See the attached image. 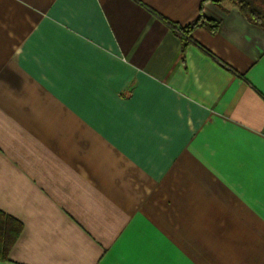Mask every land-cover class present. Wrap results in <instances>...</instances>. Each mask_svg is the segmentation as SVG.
<instances>
[{
  "label": "crops",
  "instance_id": "1",
  "mask_svg": "<svg viewBox=\"0 0 264 264\" xmlns=\"http://www.w3.org/2000/svg\"><path fill=\"white\" fill-rule=\"evenodd\" d=\"M0 212V264H264V30L213 0H0Z\"/></svg>",
  "mask_w": 264,
  "mask_h": 264
},
{
  "label": "trees",
  "instance_id": "2",
  "mask_svg": "<svg viewBox=\"0 0 264 264\" xmlns=\"http://www.w3.org/2000/svg\"><path fill=\"white\" fill-rule=\"evenodd\" d=\"M220 6L224 2L232 3L239 13L250 23L264 30V0H213ZM199 25H206L211 31L215 29V25L205 24L201 20H197L192 25L181 31V39L185 46V36ZM22 230L21 224L6 214L0 212V261H6L8 254L16 242Z\"/></svg>",
  "mask_w": 264,
  "mask_h": 264
}]
</instances>
